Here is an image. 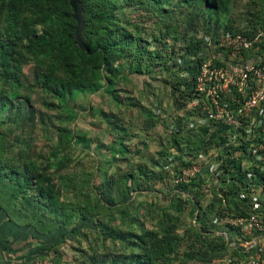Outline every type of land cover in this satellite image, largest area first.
Instances as JSON below:
<instances>
[{"label": "rangeland", "instance_id": "obj_1", "mask_svg": "<svg viewBox=\"0 0 264 264\" xmlns=\"http://www.w3.org/2000/svg\"><path fill=\"white\" fill-rule=\"evenodd\" d=\"M211 1L213 13L204 0H158L154 7L150 0H77L78 25L69 0H0L1 158L29 167L37 191L47 194L40 199L38 191L39 219L80 223L69 264L136 256L134 235L145 230L180 240L168 264L212 262L189 257L203 243L194 237L183 193L190 183L181 172H189L190 135L203 136L184 124L177 90H188L184 68L199 61L187 46L199 41L200 57L226 58L220 35L263 28L264 0ZM104 31L118 41L109 64L101 61ZM84 40L98 45L86 51ZM75 48L84 53L81 64L72 59ZM45 66L58 72L62 87H41ZM175 142L183 150L171 151ZM110 229L128 242L109 238ZM82 250L99 259L86 260Z\"/></svg>", "mask_w": 264, "mask_h": 264}, {"label": "built area", "instance_id": "obj_2", "mask_svg": "<svg viewBox=\"0 0 264 264\" xmlns=\"http://www.w3.org/2000/svg\"><path fill=\"white\" fill-rule=\"evenodd\" d=\"M218 41L226 58L198 53L185 91L184 124L203 137L182 180L204 178L219 198L210 218L220 230L210 240L227 250L225 264H264V27Z\"/></svg>", "mask_w": 264, "mask_h": 264}, {"label": "crops", "instance_id": "obj_3", "mask_svg": "<svg viewBox=\"0 0 264 264\" xmlns=\"http://www.w3.org/2000/svg\"><path fill=\"white\" fill-rule=\"evenodd\" d=\"M199 131H201V128H199ZM190 141L188 148L191 151L195 147L191 135ZM175 143V147L171 151L178 148L183 150L181 148L184 146L183 144L180 146L178 142ZM178 163L183 162L179 161ZM191 181L193 180H189L190 184L187 185L183 193L189 196L192 203L191 227L198 233L201 239L199 243L203 244L200 250L195 249L194 251L191 248L189 257L196 260L199 256L205 261L211 259L210 264H225L227 250L223 248L220 242L210 240L212 238L210 235L220 230V227L214 225L210 218L213 207L211 205H214L219 199L216 200L213 191L208 192L206 179L199 177L194 184ZM210 195L211 198H209ZM10 203H14L13 206ZM20 206L18 200L8 203L0 190V264H69V262L76 260L77 257L75 258L74 252L78 250L76 247L80 245L78 239L79 230H81L80 224H77L78 227L75 231H70L72 227H69L38 233L36 226L34 227L29 221L21 219ZM229 235L234 240V235L232 233H229ZM57 240H59V243L52 246ZM217 250L220 252H217ZM82 251L86 260L89 259L88 256L86 257L85 250ZM191 253H194L195 256L191 257Z\"/></svg>", "mask_w": 264, "mask_h": 264}, {"label": "trees", "instance_id": "obj_4", "mask_svg": "<svg viewBox=\"0 0 264 264\" xmlns=\"http://www.w3.org/2000/svg\"><path fill=\"white\" fill-rule=\"evenodd\" d=\"M208 1V0H207ZM150 3H152V6L156 3H158V0H150ZM205 4H210V6H207V8L210 10V12L213 13L214 10L218 9V6H216V3L211 1V3H206V0H204ZM105 39L101 42L102 48L106 52L105 56L101 59V61L104 63L106 62L109 64V57L112 58V55H117L118 53V47H117V40L112 39L113 34H110L108 31H104ZM98 37L97 34H93V37ZM101 37V36H100ZM200 42L192 41L189 46H187L186 50L192 53V55L195 57L196 51L200 48ZM84 45L86 47V51H92L95 46H97V43H94L92 40L90 42H87V40H84ZM134 46V45H133ZM117 47V48H116ZM72 59L74 60L75 64H81L82 59L84 58V53L80 50H77L75 48V51L72 52ZM115 57V56H113ZM110 58V60H111ZM190 74L191 76L195 74L196 68L193 64L188 65L184 68ZM51 71L52 79L51 81H47L48 78L47 72ZM42 77L41 87L45 90H48L52 87H62L64 85L63 79L59 76L58 72L52 67L45 66L44 71L40 75ZM185 85H190L189 82H187ZM179 93V98H182L185 100V95L187 92L177 90ZM178 98V99H179ZM182 105H184V102H182ZM193 140V139H192ZM194 144V148L192 150H198L201 147L202 141L196 140L192 141ZM188 148V147H187ZM5 150L4 145H2V140H0V190L2 193V196L5 197L7 202H14L15 200H18L21 204L19 210H21V219L27 220L31 224L36 226V231L38 233H45L52 231L57 228H69L70 231L77 230V227L72 226L71 223H53L49 219H44L42 221L39 219L38 212L41 213V211H38V191L39 192V198H47V194H45L44 190L39 189L37 191L36 187V180H34V176L31 174V171L29 170V167L25 168L20 167L15 168V166H10L8 164L11 163V159L4 161L3 158H1V154H3V151ZM191 150V151H192ZM190 151V152H191ZM15 168V169H14ZM18 180L22 182V185L18 183ZM16 182V183H15ZM196 182L195 180L191 181L192 184ZM190 183V182H189ZM32 187V189H31ZM29 191H32V195L29 194ZM46 192V191H45ZM48 192V191H47ZM49 193V192H48ZM50 194V193H49ZM219 198L216 197V200ZM40 201V200H39ZM13 204L14 203H10ZM213 206V204L211 205ZM200 213L197 215L199 218ZM85 216H81L80 219H84ZM198 221V220H197ZM80 224V223H79ZM111 231L108 232V237L112 238L114 240L123 241L124 243L128 242L125 240V236L123 233H116L114 230L110 229ZM194 230V229H193ZM195 240L201 241L199 238L198 233L194 235ZM135 241L131 240L133 243H137L139 247L141 248V251L136 256H127L124 254H117L115 256H112L110 258H103L102 262L100 264H168L167 259L170 255H173L176 253V248H178V245L180 243V240L171 232H164L162 235H158L156 232L153 231H142L139 234L134 235ZM59 243V240H57L52 246ZM191 257L195 256V254L191 253ZM95 256H90L89 259H94ZM97 258L96 260H98ZM95 260V261H96ZM93 262V261H92Z\"/></svg>", "mask_w": 264, "mask_h": 264}, {"label": "water", "instance_id": "obj_5", "mask_svg": "<svg viewBox=\"0 0 264 264\" xmlns=\"http://www.w3.org/2000/svg\"><path fill=\"white\" fill-rule=\"evenodd\" d=\"M69 4L71 5L73 9V18L76 20L77 24L79 23V17H78V2L77 0H69ZM79 25V24H78ZM79 27V26H78ZM77 36V35H76Z\"/></svg>", "mask_w": 264, "mask_h": 264}]
</instances>
